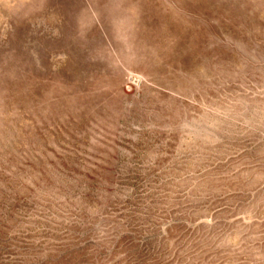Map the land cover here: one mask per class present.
<instances>
[{
  "label": "rangeland",
  "instance_id": "obj_1",
  "mask_svg": "<svg viewBox=\"0 0 264 264\" xmlns=\"http://www.w3.org/2000/svg\"><path fill=\"white\" fill-rule=\"evenodd\" d=\"M0 264H264V0H0Z\"/></svg>",
  "mask_w": 264,
  "mask_h": 264
}]
</instances>
